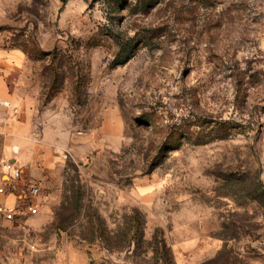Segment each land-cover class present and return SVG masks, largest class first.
<instances>
[{"label":"rangeland","instance_id":"374dc122","mask_svg":"<svg viewBox=\"0 0 264 264\" xmlns=\"http://www.w3.org/2000/svg\"><path fill=\"white\" fill-rule=\"evenodd\" d=\"M0 50L61 131L0 264H264V0H0Z\"/></svg>","mask_w":264,"mask_h":264},{"label":"crops","instance_id":"0c3cea01","mask_svg":"<svg viewBox=\"0 0 264 264\" xmlns=\"http://www.w3.org/2000/svg\"><path fill=\"white\" fill-rule=\"evenodd\" d=\"M27 63L23 52L0 50V158L9 159L19 169L17 156L21 149L32 148L44 158L46 149L47 154L51 149L55 152V142L61 133L51 120H45L41 126L37 101L29 95L27 84L22 81ZM16 75L18 79L12 80ZM25 181L36 184L26 178ZM21 194V188L10 189L7 203L19 201Z\"/></svg>","mask_w":264,"mask_h":264},{"label":"built area","instance_id":"2783aa9c","mask_svg":"<svg viewBox=\"0 0 264 264\" xmlns=\"http://www.w3.org/2000/svg\"><path fill=\"white\" fill-rule=\"evenodd\" d=\"M7 178V180L5 179ZM21 188L20 200L14 204L6 201L10 189ZM39 194L37 184L26 183L21 176V169L6 158H0V218L14 221L18 216L36 215L39 204L36 200Z\"/></svg>","mask_w":264,"mask_h":264},{"label":"trees","instance_id":"16d2710c","mask_svg":"<svg viewBox=\"0 0 264 264\" xmlns=\"http://www.w3.org/2000/svg\"><path fill=\"white\" fill-rule=\"evenodd\" d=\"M162 247H163V251H166V253H168V252H169V251H168V249H167V247H166V245H164V243H163V246H162ZM162 247H161V248H162ZM159 249H160L159 247H158V248H156V250H157V251H159ZM157 251H156V252H157ZM170 255H171L170 253H169V254H167V256H169V257H170Z\"/></svg>","mask_w":264,"mask_h":264}]
</instances>
